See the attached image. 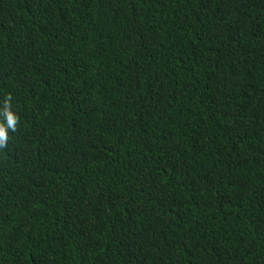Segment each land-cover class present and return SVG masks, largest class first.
<instances>
[{
    "label": "trees",
    "instance_id": "obj_1",
    "mask_svg": "<svg viewBox=\"0 0 264 264\" xmlns=\"http://www.w3.org/2000/svg\"><path fill=\"white\" fill-rule=\"evenodd\" d=\"M0 264H264V0H0Z\"/></svg>",
    "mask_w": 264,
    "mask_h": 264
},
{
    "label": "clouds",
    "instance_id": "obj_2",
    "mask_svg": "<svg viewBox=\"0 0 264 264\" xmlns=\"http://www.w3.org/2000/svg\"><path fill=\"white\" fill-rule=\"evenodd\" d=\"M5 109H6V111L4 112L5 121L0 123V149H4L7 147V143L10 138L9 132L16 130V126L19 119L10 110H7L8 109L7 103H5Z\"/></svg>",
    "mask_w": 264,
    "mask_h": 264
}]
</instances>
